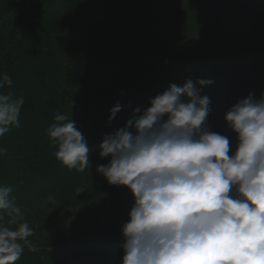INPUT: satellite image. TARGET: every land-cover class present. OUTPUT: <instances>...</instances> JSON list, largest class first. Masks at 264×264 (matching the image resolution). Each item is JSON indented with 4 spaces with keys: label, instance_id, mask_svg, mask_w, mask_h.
<instances>
[{
    "label": "trees",
    "instance_id": "1",
    "mask_svg": "<svg viewBox=\"0 0 264 264\" xmlns=\"http://www.w3.org/2000/svg\"><path fill=\"white\" fill-rule=\"evenodd\" d=\"M156 1L87 0L85 7H72L54 18L55 3L51 0H0V74L6 73L16 83V87L6 85L0 91L24 98L19 127L0 136V148L7 149L0 154V186L11 187L12 198L20 189L36 192L47 182L56 188L63 181L67 187L64 191L40 193L52 200L46 203L53 202L48 213L63 220L68 228L84 226L82 232L65 237L64 242L50 235L46 244L25 247L28 250L20 259L32 258L41 264L38 252L52 248L56 255L90 253L122 260L121 227L129 220L134 196L127 186L111 185L97 172V166L107 164L110 157H100L96 146L102 140L95 139V132L111 134L119 129L120 121H112V128L107 126L108 111L119 102V113L124 115L131 96L142 87L167 80L179 84L178 80L187 76L201 78L199 60L188 57L178 61V55L170 53L171 40L185 39L188 33L162 18L165 10ZM212 6L223 9L219 4ZM163 20H167L166 26ZM163 29L171 31L169 36L158 35ZM207 73L202 79L214 75ZM243 77L238 74V80ZM231 85L229 81L223 83L225 89ZM237 102L233 97L230 108ZM57 114L75 121L91 149L90 167L84 172L72 169L62 180L56 178L61 164L54 155L58 147L47 134ZM210 131L226 135L231 128L226 122ZM16 155L19 157L13 160ZM65 178L71 184L67 185ZM78 187L85 191L77 194ZM26 206L21 212H26ZM5 215V220L11 219ZM20 259L15 264L27 262Z\"/></svg>",
    "mask_w": 264,
    "mask_h": 264
},
{
    "label": "clouds",
    "instance_id": "2",
    "mask_svg": "<svg viewBox=\"0 0 264 264\" xmlns=\"http://www.w3.org/2000/svg\"><path fill=\"white\" fill-rule=\"evenodd\" d=\"M12 84L0 74V90ZM149 103L98 145L100 157L110 160L97 172L134 196L121 227V264H264V93L259 99L249 93L225 113L237 134L231 155L229 138L206 123L210 97L201 96L191 79L171 84ZM23 104L22 96L0 91V136L19 127ZM121 108L117 102L109 119ZM54 119L47 134L58 147L56 159L84 172L91 151L85 137L68 116ZM11 192L0 186V264H15L25 247L33 248L34 230Z\"/></svg>",
    "mask_w": 264,
    "mask_h": 264
},
{
    "label": "rangeland",
    "instance_id": "3",
    "mask_svg": "<svg viewBox=\"0 0 264 264\" xmlns=\"http://www.w3.org/2000/svg\"><path fill=\"white\" fill-rule=\"evenodd\" d=\"M51 1L55 3L54 18L63 13V11H69L72 7H85V5H87V0H57L59 3H56V0ZM127 1H129V3H133L132 0ZM174 1L181 2L182 0ZM218 1L219 0H196L191 10L179 12V22H177V28L180 32L185 31L186 33H188V31L190 30L193 31L206 29L209 34L210 41L206 42V46H200L199 53L200 55H204L211 60V67L216 73V78L215 80H213V83L206 88L196 87L200 89L201 96L207 95L211 100V111L206 121L208 125H210L214 120L220 119L221 113L226 111V107L230 98L233 97L238 91H242L239 87L229 91L227 90L226 92H223L221 90L220 85H222L225 79H234L232 73L233 71H236L237 68L226 66L223 61L217 59L215 56L221 53L228 54L227 52H230L229 54H232L231 52H249L250 56H260L261 61L264 63V54H262L261 51L262 48H264V9H259L260 18L257 22H254L253 20L252 22H250L252 18H239L237 15L225 16L223 14V10H216L215 6H211L212 2L218 4ZM174 6H176V3L172 1V6L170 7L175 9ZM233 6V3H230L228 5V7L230 8H232ZM142 7H144V3L142 4ZM132 11L134 12V9H132ZM136 13L138 12L136 11ZM145 26L148 31L147 25ZM149 33H154V31H151ZM196 38L200 40L201 36L198 35L196 36ZM187 41L188 39L184 40L182 43ZM180 42L181 40L179 39L172 41L171 47L179 45ZM220 42H222V44H219ZM186 48L188 49L192 47H190L189 45ZM248 72L251 73L250 71ZM195 85L198 84H194V86ZM13 87H16V83L13 84ZM143 88L144 87H142L141 90H144ZM244 93L245 98L249 95V93H254L255 96H261V93H264V83L256 84L254 89H244ZM149 101H145L143 105V100H139L138 105H135L134 102L129 100L127 104L128 107L124 108L123 111L126 112L127 110H130L132 114L129 119H132L134 110L137 107H140L142 112L145 108L150 106ZM108 112L109 113L106 118V121H108V127H113L112 121L114 123L120 121L121 124L122 119L119 112L116 114L118 115V117L115 116V118L111 120L109 119L110 110ZM129 119L124 120L123 124L125 125ZM106 133L108 132H95V139L103 140L102 138ZM36 140L37 143H39V140ZM98 145L99 143H97L96 149L100 151ZM235 150L236 148H232L229 155H231ZM46 151L48 154L51 153L49 147L46 148ZM17 157L19 156L16 155L13 160ZM9 159H11V156H9ZM12 166H14V161L12 163ZM71 170L72 169H69L61 163L60 171L58 170L56 178L62 180L63 176L67 175ZM2 171L3 169L0 170V179L3 178ZM10 172L12 173L11 170ZM66 180L67 178L64 179V181ZM66 182H68L67 185L71 184L69 180ZM49 183L50 182H47L44 186L40 185L36 192H29L26 189H20L18 192H16L17 194L12 195L13 203L16 206H19L20 209L21 207L27 205L25 208L26 212L22 211L21 213L23 214L24 219L28 221L30 227L34 230V235L29 237V239L32 241L33 247H36L43 243L46 244L47 242H45V238L50 235H52L55 240L64 242L65 237L83 231L84 226H73L72 228H68L63 220L52 217L51 213H48V205L53 202L46 203L51 199H44L43 195H41L40 193L45 194L47 192L51 193L52 191H55L57 189H59V191H64L65 189H67L63 181L59 182L56 188H54V186H49ZM32 200H34V202L37 204L31 205ZM10 226L16 227L17 225ZM60 233H65V235L61 237V235H59ZM55 252L56 251L52 250V248L46 249L42 254L38 252V260L41 264H121L120 260L108 256L97 257L90 253H75L73 255L57 254L59 255L57 256ZM65 259H68L70 261L66 262ZM24 260H27V264H37V261L32 258H21L19 262H22ZM45 260L47 261V263H45Z\"/></svg>",
    "mask_w": 264,
    "mask_h": 264
}]
</instances>
